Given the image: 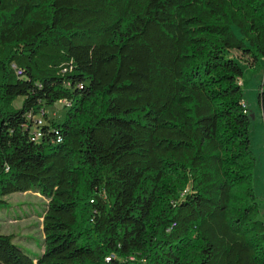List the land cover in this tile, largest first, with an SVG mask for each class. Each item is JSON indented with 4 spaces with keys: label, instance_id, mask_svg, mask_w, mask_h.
Here are the masks:
<instances>
[{
    "label": "trees",
    "instance_id": "trees-1",
    "mask_svg": "<svg viewBox=\"0 0 264 264\" xmlns=\"http://www.w3.org/2000/svg\"><path fill=\"white\" fill-rule=\"evenodd\" d=\"M231 50L263 66L264 0H0V209L47 200L0 264H264Z\"/></svg>",
    "mask_w": 264,
    "mask_h": 264
},
{
    "label": "rangeland",
    "instance_id": "rangeland-1",
    "mask_svg": "<svg viewBox=\"0 0 264 264\" xmlns=\"http://www.w3.org/2000/svg\"><path fill=\"white\" fill-rule=\"evenodd\" d=\"M229 55L235 57L242 68L240 86L244 105L250 115L249 147L255 159L252 187L256 195L257 217L264 223V130L256 99L259 86L264 83V61L261 69H258L246 66L235 50H231ZM21 99L17 97L13 106L19 107ZM64 105L62 101H57L44 110L49 118L59 122ZM3 199L5 207L0 209V234H12L14 243L34 254L40 253L43 249L42 218L47 200L32 190L14 192Z\"/></svg>",
    "mask_w": 264,
    "mask_h": 264
},
{
    "label": "built area",
    "instance_id": "built-area-1",
    "mask_svg": "<svg viewBox=\"0 0 264 264\" xmlns=\"http://www.w3.org/2000/svg\"><path fill=\"white\" fill-rule=\"evenodd\" d=\"M38 135V134H37Z\"/></svg>",
    "mask_w": 264,
    "mask_h": 264
}]
</instances>
